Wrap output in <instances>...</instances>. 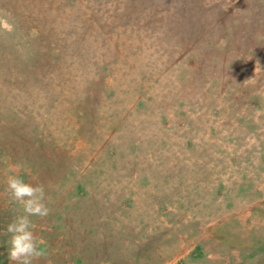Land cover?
I'll return each instance as SVG.
<instances>
[{"label": "rangeland", "instance_id": "1", "mask_svg": "<svg viewBox=\"0 0 264 264\" xmlns=\"http://www.w3.org/2000/svg\"><path fill=\"white\" fill-rule=\"evenodd\" d=\"M10 174L33 264H264V0H0Z\"/></svg>", "mask_w": 264, "mask_h": 264}, {"label": "clouds", "instance_id": "2", "mask_svg": "<svg viewBox=\"0 0 264 264\" xmlns=\"http://www.w3.org/2000/svg\"><path fill=\"white\" fill-rule=\"evenodd\" d=\"M10 202L22 205V214L16 215L6 226L7 260L10 264H33L44 252L41 242L33 232L32 217L44 218L50 209L45 204V190L42 185H33L16 174H10L6 181Z\"/></svg>", "mask_w": 264, "mask_h": 264}]
</instances>
